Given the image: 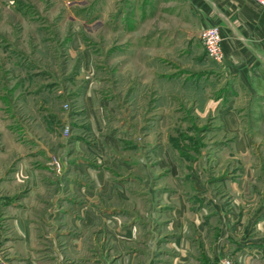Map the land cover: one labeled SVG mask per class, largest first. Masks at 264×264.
<instances>
[{"label":"rangeland","instance_id":"rangeland-1","mask_svg":"<svg viewBox=\"0 0 264 264\" xmlns=\"http://www.w3.org/2000/svg\"><path fill=\"white\" fill-rule=\"evenodd\" d=\"M159 3L0 0V264H264V102Z\"/></svg>","mask_w":264,"mask_h":264},{"label":"crops","instance_id":"crops-1","mask_svg":"<svg viewBox=\"0 0 264 264\" xmlns=\"http://www.w3.org/2000/svg\"><path fill=\"white\" fill-rule=\"evenodd\" d=\"M159 10L163 7H175V13L170 17L174 26L171 28L189 30L193 33L210 25L218 26L221 36V46L223 52V63L221 69L225 73L226 79H232L236 85L244 93L233 94L235 96L257 97L260 102H264V10L260 9L256 4L244 0H173L168 4L169 0H159ZM163 12V11H162ZM163 14V13H162ZM159 11L151 20H158ZM195 50H194V53ZM246 93V94H245ZM227 94V93H226ZM221 98L228 96L220 95ZM232 101V100H230ZM93 124L95 127L99 125L96 115L92 113ZM26 169V170H25ZM23 174H26V162L21 163ZM29 179L34 180L31 175ZM218 213L219 223L211 225L209 222L197 224V230L201 232L203 250L199 251L197 256V264H214L213 258L219 255L220 250L224 246V239L227 237L226 220L222 218V209L215 208ZM233 215L243 218L236 208ZM235 218V219H236ZM241 227V219L233 227V231L239 230ZM199 232V233H200ZM200 234V235H201ZM188 238H180L177 247H181L182 260H174L171 264H188L187 250L190 243ZM248 241L242 240L237 244L238 248L246 251L245 246ZM254 242V241H253ZM248 244L247 246H251ZM257 248V246H251ZM238 250V253L245 252ZM260 257V256H259ZM134 256L131 254L124 255L123 264H132Z\"/></svg>","mask_w":264,"mask_h":264},{"label":"built area","instance_id":"built-area-1","mask_svg":"<svg viewBox=\"0 0 264 264\" xmlns=\"http://www.w3.org/2000/svg\"><path fill=\"white\" fill-rule=\"evenodd\" d=\"M256 4L260 9L264 10V0H244ZM199 37L203 44L206 54L219 64L223 63V52L221 46V36L218 26L210 25L199 32ZM234 256H222L219 259L220 264H236Z\"/></svg>","mask_w":264,"mask_h":264}]
</instances>
